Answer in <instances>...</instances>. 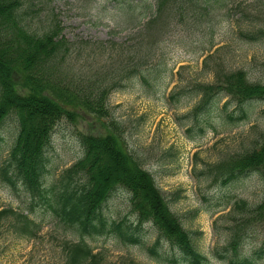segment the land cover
I'll return each instance as SVG.
<instances>
[{
	"label": "trees",
	"instance_id": "obj_1",
	"mask_svg": "<svg viewBox=\"0 0 264 264\" xmlns=\"http://www.w3.org/2000/svg\"><path fill=\"white\" fill-rule=\"evenodd\" d=\"M40 1L0 0V185L14 192L20 190L27 204L23 212L1 209L0 222L12 218L9 226L14 233L30 239L37 234L39 224L29 214L43 209L63 229L72 230L77 236L72 246L64 245L67 264H101L100 255L93 254L86 238L115 235L128 246L139 245L138 227L147 222L158 230L155 246L164 239L184 262L206 261L158 191L154 176L124 154L119 125L114 119L105 125L107 135L103 137L78 134L77 142L83 153L72 165L57 175L48 168L47 152L60 121L64 118L72 121L80 111L103 118L109 95L125 90L127 83L135 80L140 89H146L147 96H154L163 88L165 104L174 109L194 102L184 115L189 118V125L179 122L190 140L207 132L218 134L219 129L233 131L249 125L253 136L242 139L234 150L205 165L198 175L214 191L251 175L261 179L263 195L259 204L250 206L245 201H235L232 212L226 213L233 225L226 229L227 240L220 258L226 264H248L249 258L241 251L247 229L258 216L264 229V218L260 216L264 215V130L257 125L264 116V110L257 111L264 104V74L259 77L260 67L257 78L248 79L243 69L228 70L220 63L207 64L212 56L209 55L203 70L211 74L212 84L197 83L185 92L175 87L165 98V64L157 61L156 53V63L151 66L145 57L152 50L144 55L141 43L135 51L114 43L109 54L106 45L98 43V54L89 58L87 53L92 44L67 39L56 8L50 7L49 0ZM240 7L241 3L230 0H156L152 18L143 26L147 34L140 31L141 37L150 39L153 26L160 35L170 22L167 12H172L173 20L186 12L198 25H208V50L213 47L211 27L219 22H246L249 30L243 29L246 34L240 38L264 45V9L258 15L260 22L242 14ZM226 8L229 20L220 15ZM257 22L260 23L256 27ZM158 49L155 46L154 52ZM261 70L264 73V65ZM223 99L226 101L220 106ZM9 117L13 118L14 128L11 139L6 140L3 127ZM3 154L6 155L2 158ZM106 157L114 164V172L108 171L110 166L105 168ZM162 158L169 161L175 157L164 152ZM100 166L103 168L99 169ZM121 189L129 195L128 209L136 219L133 222L126 218L115 220L107 216L108 210L107 214L104 212L112 195ZM214 196L218 207L228 206L233 199L226 192ZM178 198L179 195L175 197ZM262 248L258 256L264 259V240ZM149 253L157 257L155 247Z\"/></svg>",
	"mask_w": 264,
	"mask_h": 264
},
{
	"label": "rangeland",
	"instance_id": "obj_2",
	"mask_svg": "<svg viewBox=\"0 0 264 264\" xmlns=\"http://www.w3.org/2000/svg\"><path fill=\"white\" fill-rule=\"evenodd\" d=\"M35 1L41 3L40 0ZM230 1L241 3L242 14L261 22L258 15L264 9V0ZM48 3L59 13L67 39H79L92 44L94 48L91 51L90 46L87 53L90 54L89 58L98 54L99 42L105 43L106 54L111 53L114 43L123 44L128 50L137 49L135 47L141 43L144 55L152 50L151 55L145 57L151 66L156 63V53L157 61L165 64V96L175 87L185 92L197 83L212 84L214 80L211 74L203 70L204 60L209 55L212 56L206 61L207 64L220 63L228 70L243 69L247 72L248 79L257 78L259 67V77L264 74L261 70L264 65V45L251 44L240 38L241 34H246L243 29L249 30L246 22L214 24L211 27L214 34L213 47L208 50V25H198L186 12L178 14L175 20L172 12H167L165 15H169L170 22L160 35L158 28L153 26V36L150 39L141 37V32L145 36L147 34L143 26L152 18L156 0H49ZM220 15L225 20L230 19L227 8ZM260 22L256 23V27ZM170 30L174 31L171 33ZM153 41H156L155 46L159 48L156 52ZM117 48L116 46L115 49ZM145 92V88L140 89L134 80H130L125 90L109 95L107 113L103 118L98 119L90 111H80V115L72 121L62 119L55 129L47 152L48 167L56 175L60 173L82 156L83 150L77 142L78 134L103 137L107 135L105 125L114 119L119 125L124 154L142 170L154 176L158 191L162 192L171 211L191 234L195 249L206 257L202 264H226L220 255L227 240L226 229L233 225L226 213L232 212L235 201L242 200L250 206L259 204L263 184L258 176L252 175L231 182L221 191H214L198 175L205 165L216 161L223 153L234 150L242 139L253 136L252 130L250 131L249 125L233 131L225 128L219 129L218 134L207 132L203 137L190 140L179 122L189 125V118L184 115L194 102L185 103L184 107L177 110L165 104V99L162 98L163 88L154 93V96H147ZM260 110H264V104L257 109ZM262 121L264 122V116L257 125L264 130ZM13 128V118L9 117L3 127L6 140L11 139ZM164 152L175 158L162 160ZM104 164L105 168L110 166L108 171H115L114 164L110 163L108 157ZM84 165L88 167V158ZM219 192H226L233 197L228 206H217L214 195ZM146 195L150 197L151 193ZM177 195L179 198L175 199ZM128 199L126 190L114 193L109 207L105 209L109 212L107 216L115 220L128 216ZM26 206L25 197L20 190L14 192L0 185V210L23 212ZM260 216L264 218V215ZM29 217L39 224L37 234L30 239L21 238L14 233L9 226L13 223L12 218L0 222V264H67L64 245L66 243L69 247L76 243V234L72 230L63 229L43 209L29 214ZM256 218L254 225L247 229L241 245L242 255L249 258L248 264H264V259L258 256L263 250L264 229L260 225L262 219L259 216ZM139 235V245L128 246L115 235L86 238V243L93 249V254L100 255L101 264H189L162 241L156 247L158 257L149 254L157 237V230L151 225L142 227ZM174 258L177 259L175 263L172 262Z\"/></svg>",
	"mask_w": 264,
	"mask_h": 264
}]
</instances>
